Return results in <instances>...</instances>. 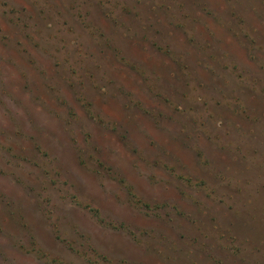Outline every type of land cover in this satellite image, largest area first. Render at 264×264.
I'll return each mask as SVG.
<instances>
[{
	"label": "rangeland",
	"instance_id": "rangeland-1",
	"mask_svg": "<svg viewBox=\"0 0 264 264\" xmlns=\"http://www.w3.org/2000/svg\"><path fill=\"white\" fill-rule=\"evenodd\" d=\"M0 264H264V0H0Z\"/></svg>",
	"mask_w": 264,
	"mask_h": 264
}]
</instances>
